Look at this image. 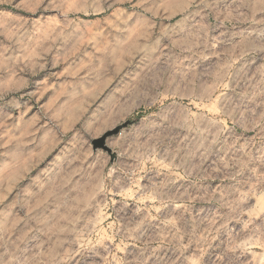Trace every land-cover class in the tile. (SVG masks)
I'll return each instance as SVG.
<instances>
[{"label":"clouds","instance_id":"clouds-1","mask_svg":"<svg viewBox=\"0 0 264 264\" xmlns=\"http://www.w3.org/2000/svg\"><path fill=\"white\" fill-rule=\"evenodd\" d=\"M0 264H264V0H0Z\"/></svg>","mask_w":264,"mask_h":264}]
</instances>
